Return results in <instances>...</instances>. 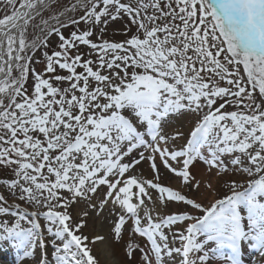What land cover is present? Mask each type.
Here are the masks:
<instances>
[{
	"label": "snow or ice",
	"instance_id": "snow-or-ice-1",
	"mask_svg": "<svg viewBox=\"0 0 264 264\" xmlns=\"http://www.w3.org/2000/svg\"><path fill=\"white\" fill-rule=\"evenodd\" d=\"M3 3L0 173L11 177L0 186L12 199L0 193V242L20 264L35 249L29 264H100L91 245L105 237L82 229L106 210L115 240L129 221L146 238L126 245L139 264H246V249L264 258V0H77L65 11L83 15L41 20L31 44L29 24L49 4ZM110 26L126 39L105 38ZM53 35L58 50L29 55ZM188 115L195 126L174 148L184 132L172 121ZM157 159L182 190L161 183ZM221 181L228 194L206 206L202 189L218 193ZM181 202L191 211H163Z\"/></svg>",
	"mask_w": 264,
	"mask_h": 264
},
{
	"label": "rangeland",
	"instance_id": "rangeland-1",
	"mask_svg": "<svg viewBox=\"0 0 264 264\" xmlns=\"http://www.w3.org/2000/svg\"><path fill=\"white\" fill-rule=\"evenodd\" d=\"M76 3H77V0H59V6L58 7L56 6V4H57V2H56L51 7H49L45 12H43L41 15L36 17L35 20L30 22L29 27L27 29L26 37H27L28 43L31 44V42L34 41V40L39 42L40 39H43L44 33H42L40 31V29L43 28L44 26L41 24V20H48L49 24L53 25V24H55V22L52 23L54 20L50 19V17H53V16L60 17V13H64V15L62 17V20L64 19L63 21L67 24V22H68V19H66V18H68L67 13H68V15H70L73 18H76V19H78L79 16L83 15L84 14V9L80 8V7H78L77 10L75 12H72V13L65 11L66 8H70L71 5L76 4ZM98 7H100V5H98ZM10 12H11V8H6L5 4L3 3V0H0V18H2L4 14H9ZM125 20H127V18H125ZM35 25H39L40 27H35ZM86 27H88V26L83 24V23L80 25L81 29H84ZM47 30H48L47 28L44 29L45 32ZM74 30H76L74 26H68V27L62 29V31L65 33V35H67L68 33H70L71 31H74ZM93 31L96 33V35H94L92 37V39L96 40L97 36L99 35V28L97 27V28L93 29ZM105 38L110 39V40H116V41H120V40L126 39V37L123 36V35H114L111 26L108 28V31H107V34H106ZM58 43H59L58 38L55 35H53L50 38V40H49V46L48 47L45 48V47L41 46L40 48L35 50L34 53L30 51L29 55H34V58L36 60L43 61L44 60L43 52L44 51H48L49 53H51V51H53V50H58ZM80 51L83 52V53H89V49H88L87 46H81ZM85 58H88V56H86ZM34 67H35V69L37 71H43V69L45 67V64L43 62L36 63V64H34ZM78 70H80V69H78ZM57 74H59V75H67V72L64 71V70L57 69ZM31 85H32V80H31V77H30L29 80H28V86H29L30 90H31ZM185 120H188L190 125H187L184 122ZM196 120H197V117H195L193 115H188L184 120H182L179 123V124L183 125L184 132H185L184 133V139L185 140L183 142V145L186 144L187 138L190 135L191 129L195 126ZM172 123L176 125L177 122L176 121H172ZM141 163H143V162H141ZM136 171H139L138 167L136 168ZM139 172H142L143 175L147 174L146 172H144L142 170H140ZM10 177H11V173H9L7 171L0 173V179H8ZM228 179H230V177H227V176L224 177V180H228ZM231 179H240L241 182H243V178L231 177ZM174 189L182 190V189H178V188H174ZM183 191H185V190L183 189ZM0 193L4 194L6 197H8L9 200L12 199L8 195L7 191H5L3 186H0ZM210 194H211V192L208 193L207 191H204L202 189V195L199 198L203 200L205 205L209 201ZM225 194H228V190L223 187V181H221V186H220L219 192L218 193L217 192H213V195H215L216 199H217V198H222L223 195H225ZM152 195L155 198L157 194H156L155 191H153ZM178 204H179V208H178L179 211H184V210L191 211L190 206H186L182 202L178 203ZM22 206H28V205H24L22 203ZM78 207L83 208V207H85V205L81 204V205H78ZM117 211H119V209H117ZM172 212H175V211H172ZM194 214L202 215V213H198V212H195ZM101 216L103 218V219H101L102 220V222H101L102 223V228H104L106 226H108V227L109 226H113V221L116 219L115 215L114 216L113 215H109L108 211L106 210ZM89 221H90V219L87 221V225H88ZM41 224L42 225L44 224L43 220H41ZM25 226H27V225H25ZM93 226L95 227V222L93 223ZM83 229H82V231H83ZM0 249H1V246H0ZM39 251H40L39 249H35L34 250V256L25 258L24 264H29V262L32 261L35 258V254L39 253ZM50 252H51V249H49V253ZM0 264H20V262H18L17 257L14 258L11 262H9L8 259H6L4 256H2L0 254Z\"/></svg>",
	"mask_w": 264,
	"mask_h": 264
},
{
	"label": "bare ground",
	"instance_id": "bare-ground-1",
	"mask_svg": "<svg viewBox=\"0 0 264 264\" xmlns=\"http://www.w3.org/2000/svg\"><path fill=\"white\" fill-rule=\"evenodd\" d=\"M51 1L52 0H45V3H48ZM53 1L56 2L57 0H53ZM33 15H35V13H33ZM67 16L69 17L70 15L67 14ZM16 35L18 37L19 33L17 32ZM184 122L187 125H190L188 120H185ZM172 127L180 128L184 132V127L182 124L176 123L175 125L172 123ZM184 140H185L184 138L181 140H177L173 147L178 149L179 147L183 145ZM157 164L160 167V174L162 177L161 183H163L166 186L171 185L174 188L182 189L181 178L175 177L174 174L164 169L163 166L160 164L159 159H157ZM137 167L139 171L142 170L147 173L146 175H144L146 178H152V173H151L148 162H143ZM204 169H205V165L202 162H197L194 171L203 173ZM184 190L186 192V189ZM215 199H216V196L213 195V192H211L209 201L206 203V206L210 202H213ZM178 208H179L178 203H171L163 211L165 213H169L172 211L177 212L179 211ZM101 219H103L101 215L93 216L90 219L88 225L83 229V233L89 236L102 235L105 237L103 241H97L94 245H91L93 247L94 254L97 256V259L100 261V264H139V260L141 256L140 252L135 251L133 259L129 260V258L126 256V245L129 241H131L133 243H137L147 248L148 244H147L146 238L141 237L139 234H135L132 231V227H133L132 223L131 221H129L124 226V229L122 230L121 239L117 241L114 239V236L112 233L113 226H109V227L106 226L102 228ZM94 222H95V227L93 226ZM0 246H1L0 254L4 256L6 259H8L9 262H11L14 258L17 257V249L12 245L11 242H7V241L1 242ZM249 252L250 250L248 249L244 251V258L248 261L246 264H256L257 261H259V264H264V258H260L257 253H254L255 255H253V257L250 258ZM250 260H252V262H250Z\"/></svg>",
	"mask_w": 264,
	"mask_h": 264
}]
</instances>
